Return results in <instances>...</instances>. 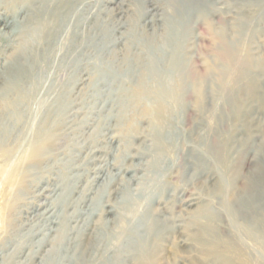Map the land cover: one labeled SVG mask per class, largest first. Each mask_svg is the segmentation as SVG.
Segmentation results:
<instances>
[{"label": "rangeland", "instance_id": "rangeland-1", "mask_svg": "<svg viewBox=\"0 0 264 264\" xmlns=\"http://www.w3.org/2000/svg\"><path fill=\"white\" fill-rule=\"evenodd\" d=\"M44 137L0 264H264V0H0V149Z\"/></svg>", "mask_w": 264, "mask_h": 264}, {"label": "bare ground", "instance_id": "bare-ground-1", "mask_svg": "<svg viewBox=\"0 0 264 264\" xmlns=\"http://www.w3.org/2000/svg\"><path fill=\"white\" fill-rule=\"evenodd\" d=\"M215 34L217 37L216 39H218L220 42L219 44H221L222 50L227 54L228 57H230L229 63L226 65V68H224L223 71L219 73L220 84L222 85L225 81L231 83L237 78V75H239V65L238 63H236V58L234 57L235 53L230 49L231 47H229L225 41L223 30L220 29ZM246 62V65H248L249 62ZM200 85L201 84L197 83L195 89V95L198 100H200L202 96ZM168 92V90L161 88L156 94V110L158 116H155L157 118L158 123H160L164 119L165 115L168 112L167 103H165L163 99L170 98L168 101L174 103H176L178 99L176 96L170 97V94H168ZM48 138L49 137H44L34 141V143L29 147L26 154L20 157H13L9 151H3L0 149V190L1 186L4 183H6L8 187L13 189H19L22 187L23 180L27 173L26 170H28V167L37 164L44 157V154L47 151L46 146L48 145H45L44 143H46V140ZM2 187L4 188V186ZM5 190L6 189H4L3 191ZM0 198L2 199L1 196ZM149 264H153L152 260H150Z\"/></svg>", "mask_w": 264, "mask_h": 264}]
</instances>
